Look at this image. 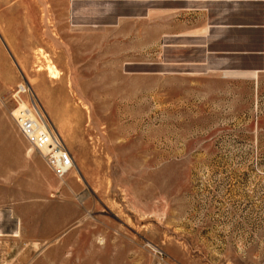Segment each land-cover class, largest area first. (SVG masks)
Here are the masks:
<instances>
[{
	"label": "rangeland",
	"instance_id": "rangeland-1",
	"mask_svg": "<svg viewBox=\"0 0 264 264\" xmlns=\"http://www.w3.org/2000/svg\"><path fill=\"white\" fill-rule=\"evenodd\" d=\"M0 232V264H264V0H0Z\"/></svg>",
	"mask_w": 264,
	"mask_h": 264
},
{
	"label": "built area",
	"instance_id": "built-area-1",
	"mask_svg": "<svg viewBox=\"0 0 264 264\" xmlns=\"http://www.w3.org/2000/svg\"><path fill=\"white\" fill-rule=\"evenodd\" d=\"M29 110H19L16 123L26 142L47 162L50 169L58 176H63L73 167V159L62 138L54 127L39 114L33 115Z\"/></svg>",
	"mask_w": 264,
	"mask_h": 264
},
{
	"label": "bare ground",
	"instance_id": "bare-ground-1",
	"mask_svg": "<svg viewBox=\"0 0 264 264\" xmlns=\"http://www.w3.org/2000/svg\"><path fill=\"white\" fill-rule=\"evenodd\" d=\"M47 65H48V64H47ZM51 68H52V67H51L50 65L47 66V68H46L47 72L49 73L48 75H52V74H53V71H51ZM250 74L252 75V74H255V73H250ZM244 75H245V74H244ZM21 109L29 110V112L32 113L31 109L27 108V107L25 106V104L20 103L19 107L14 111L13 115L16 117L17 114H18V112H19V110H21ZM34 109H35V108H34ZM34 109H33V110H34ZM34 111H35V110H34ZM35 112H36V111H35ZM36 113L39 114V112H36ZM31 116H33V115H31ZM39 116H40V114H39ZM0 233H1V232H0ZM12 235L15 236V237H18V236H19V231H18V230L14 231Z\"/></svg>",
	"mask_w": 264,
	"mask_h": 264
},
{
	"label": "crops",
	"instance_id": "crops-1",
	"mask_svg": "<svg viewBox=\"0 0 264 264\" xmlns=\"http://www.w3.org/2000/svg\"><path fill=\"white\" fill-rule=\"evenodd\" d=\"M23 140L25 141V139L23 138ZM23 150V149H22Z\"/></svg>",
	"mask_w": 264,
	"mask_h": 264
}]
</instances>
